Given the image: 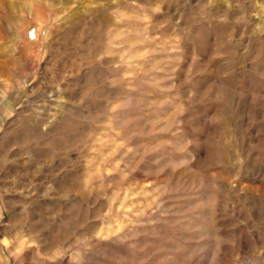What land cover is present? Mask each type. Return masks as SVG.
Here are the masks:
<instances>
[{
	"label": "rangeland",
	"instance_id": "rangeland-1",
	"mask_svg": "<svg viewBox=\"0 0 264 264\" xmlns=\"http://www.w3.org/2000/svg\"><path fill=\"white\" fill-rule=\"evenodd\" d=\"M0 264H264V0H0Z\"/></svg>",
	"mask_w": 264,
	"mask_h": 264
}]
</instances>
